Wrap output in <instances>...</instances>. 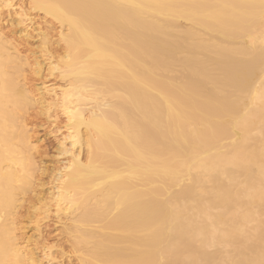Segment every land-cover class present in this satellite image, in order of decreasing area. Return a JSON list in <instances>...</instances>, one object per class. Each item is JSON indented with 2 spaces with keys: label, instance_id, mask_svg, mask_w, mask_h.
Listing matches in <instances>:
<instances>
[{
  "label": "bare ground",
  "instance_id": "obj_1",
  "mask_svg": "<svg viewBox=\"0 0 264 264\" xmlns=\"http://www.w3.org/2000/svg\"><path fill=\"white\" fill-rule=\"evenodd\" d=\"M30 6L21 32L41 11L64 45L54 57L39 32L33 73L64 83L26 89L0 34V264L59 259L39 241L52 215L78 264H264V0ZM34 106L65 118L69 157L33 212L37 240L17 221L37 171Z\"/></svg>",
  "mask_w": 264,
  "mask_h": 264
},
{
  "label": "rangeland",
  "instance_id": "obj_2",
  "mask_svg": "<svg viewBox=\"0 0 264 264\" xmlns=\"http://www.w3.org/2000/svg\"><path fill=\"white\" fill-rule=\"evenodd\" d=\"M1 5L2 2H0V34H2V38L7 45L11 47L10 53L17 55L21 60L23 59L24 77L21 78L22 85L28 90H35L37 84L45 80L50 84L61 86L64 82L57 77V74L50 75L46 66H42L43 75L39 77L33 73L34 66L32 65L38 57L37 53L40 51L41 42L38 39V34L42 30L43 33H48L50 36L51 54L54 57L62 55L64 46L60 41V35L63 31L62 25L43 12L36 10L33 13L31 12L32 17H34L33 24H29L28 30L31 35L25 36L21 32L23 27L18 25L16 13L31 9L30 0H13L11 2L13 8H5ZM40 78L42 81L39 80ZM54 114L52 111L51 115ZM23 117L25 120L23 123H25L24 125H26L31 136L33 151L30 155H32V161L37 166V171L34 175L33 190L25 197L22 207L18 210L17 221L25 226V229L23 231L19 230L18 234L19 238H34L33 240H37L39 234L35 229V224L32 223L33 212L38 208L40 200L46 199L51 192L55 184L54 177L57 171L68 165L69 157L60 154V144L66 135L67 129L63 116L49 118L47 113L42 111L41 106H34ZM82 156H86V150H82ZM19 228H23L22 225H19ZM41 229L43 239L39 240L40 245H47L52 255L59 258L52 261V264H78L76 254L71 249L70 239L63 229L55 224L53 215L42 222ZM62 253L65 255L63 260L60 258Z\"/></svg>",
  "mask_w": 264,
  "mask_h": 264
}]
</instances>
